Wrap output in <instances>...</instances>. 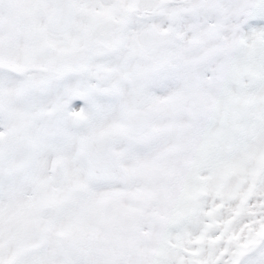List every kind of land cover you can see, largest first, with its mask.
<instances>
[{
    "label": "snow or ice",
    "instance_id": "obj_1",
    "mask_svg": "<svg viewBox=\"0 0 264 264\" xmlns=\"http://www.w3.org/2000/svg\"><path fill=\"white\" fill-rule=\"evenodd\" d=\"M0 264H264V0H0Z\"/></svg>",
    "mask_w": 264,
    "mask_h": 264
}]
</instances>
